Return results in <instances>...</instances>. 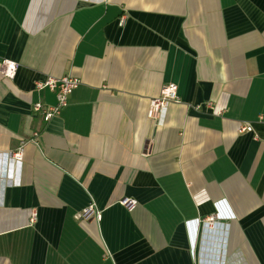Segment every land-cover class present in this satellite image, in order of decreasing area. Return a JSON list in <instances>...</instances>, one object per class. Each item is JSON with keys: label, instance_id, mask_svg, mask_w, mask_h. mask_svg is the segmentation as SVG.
<instances>
[{"label": "crops", "instance_id": "1", "mask_svg": "<svg viewBox=\"0 0 264 264\" xmlns=\"http://www.w3.org/2000/svg\"><path fill=\"white\" fill-rule=\"evenodd\" d=\"M3 58L0 264H264V0H0Z\"/></svg>", "mask_w": 264, "mask_h": 264}, {"label": "built area", "instance_id": "2", "mask_svg": "<svg viewBox=\"0 0 264 264\" xmlns=\"http://www.w3.org/2000/svg\"><path fill=\"white\" fill-rule=\"evenodd\" d=\"M1 72L4 77L13 79L18 71L19 63L10 58H3L1 60ZM80 79L71 76L64 75L60 78L56 77H47L45 79H39L36 81V87L39 89L48 88L56 93L57 103L54 105L44 106L41 102H38L34 105V111L41 112L44 120L49 121L55 115L60 113L61 109L67 104L69 96L71 93L80 85ZM171 101H179L178 95V84L176 82L167 83L160 96L155 97L150 102L149 116L152 118H160L167 105ZM210 107L217 114L223 111L222 108L214 106L213 103H209ZM254 130L251 123H245L240 127V131H249ZM15 159L21 161L23 158L22 149H19L14 153ZM124 204L128 208H132L137 204V201L133 198H126L123 200ZM98 210L93 204L85 207L81 211L77 212L75 217L80 220H88L98 215ZM204 224L207 227L215 226L217 223L214 220V217H209Z\"/></svg>", "mask_w": 264, "mask_h": 264}]
</instances>
